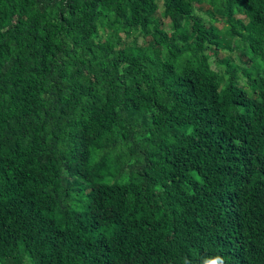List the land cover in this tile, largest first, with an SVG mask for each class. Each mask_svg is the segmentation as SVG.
<instances>
[{"label":"trees","instance_id":"trees-1","mask_svg":"<svg viewBox=\"0 0 264 264\" xmlns=\"http://www.w3.org/2000/svg\"><path fill=\"white\" fill-rule=\"evenodd\" d=\"M216 255L264 264V0H0V264Z\"/></svg>","mask_w":264,"mask_h":264},{"label":"rangeland","instance_id":"rangeland-1","mask_svg":"<svg viewBox=\"0 0 264 264\" xmlns=\"http://www.w3.org/2000/svg\"><path fill=\"white\" fill-rule=\"evenodd\" d=\"M203 6L206 7L207 5H206V4H203ZM201 14H202V16H203L205 19L207 18V20H209V19H208L209 15H208L207 13H204V12H203V13H201ZM216 26H217L218 30L220 31V37H221L222 41H223L224 43H226V44H229V43L231 42V39L228 37L227 33L225 32L224 26H222L221 24H216ZM228 53L233 54L234 52H228V51H226V50H224V49H223V50H220V54H221L222 56H225V55H227ZM232 63H233L234 65H237L238 62H236V61L234 60V61H232ZM240 81L242 82L243 79L241 78Z\"/></svg>","mask_w":264,"mask_h":264},{"label":"clouds","instance_id":"clouds-1","mask_svg":"<svg viewBox=\"0 0 264 264\" xmlns=\"http://www.w3.org/2000/svg\"><path fill=\"white\" fill-rule=\"evenodd\" d=\"M204 264H225L224 257L221 255H216L210 260H206Z\"/></svg>","mask_w":264,"mask_h":264}]
</instances>
